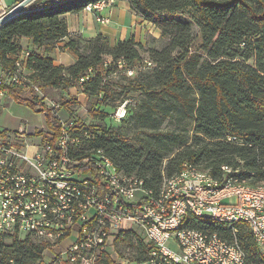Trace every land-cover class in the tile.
Segmentation results:
<instances>
[{"label": "trees", "instance_id": "obj_1", "mask_svg": "<svg viewBox=\"0 0 264 264\" xmlns=\"http://www.w3.org/2000/svg\"><path fill=\"white\" fill-rule=\"evenodd\" d=\"M128 1L133 10L154 24L165 14L192 9L201 32V50H191V21H178L161 48L145 47L134 39L113 46L103 35L89 39L71 35L65 19L67 12L108 0H34L0 26V68H14L15 57L22 51L19 39L30 37L43 51L33 52L29 60L34 70L31 78L53 87L80 84L90 97L89 109L106 120L102 112L108 97L105 78L116 72L135 71L143 61L150 60L154 66L149 79L136 87L146 97L135 101V106L129 105L119 127L107 121L94 127L91 146L104 148L115 165L128 176L143 180L155 194L165 178L180 173L185 163L217 178L223 176L222 166H229L233 174L238 173L252 186L264 183V0ZM65 39L64 48L72 50L77 59L69 66L54 65L44 53ZM143 52L150 59L144 60ZM251 58L253 63L248 62ZM87 75L89 80L80 83ZM1 92L35 112H44L46 125L58 134L50 108L38 96L27 95L16 85L0 84ZM166 119L184 124V130L161 131ZM127 121L151 129L140 139V145L129 142L130 132L121 126ZM185 226L218 233L227 240L233 238L230 225L211 217H188ZM236 226L245 264H264V253L248 227ZM10 238V243L0 241V264L43 263V244L28 235ZM117 245L122 257L134 261L146 258L147 245L137 232L127 233Z\"/></svg>", "mask_w": 264, "mask_h": 264}, {"label": "built area", "instance_id": "obj_2", "mask_svg": "<svg viewBox=\"0 0 264 264\" xmlns=\"http://www.w3.org/2000/svg\"><path fill=\"white\" fill-rule=\"evenodd\" d=\"M112 2L86 10L94 11L96 20L107 24L102 12ZM1 10L6 12L4 7ZM32 54L29 49L22 51L15 57L14 68H0V84L39 91L31 78ZM89 78L82 77L80 83ZM39 98L50 108L58 134L41 126L31 133L38 140L30 142L24 126L0 131V241L31 236L45 246V264H104L102 260L114 264L118 260H127L123 264H245L234 218L246 216L255 220L250 232L264 250V189L231 192L229 184L241 178L237 173L236 180H229V173L234 172L231 167L222 166L223 176L217 178L210 172L193 173L191 164L185 163L184 173L164 181L157 200H150L154 192L143 180L111 165L104 148L91 146L95 133L79 110L65 107L67 101ZM130 104V98L120 102L111 119H125ZM117 175H124V186H116ZM191 208L215 211V216L230 215L233 238L195 228L173 231V224L183 214H191ZM139 231L147 245L146 258L122 257L117 242L127 233Z\"/></svg>", "mask_w": 264, "mask_h": 264}, {"label": "rangeland", "instance_id": "obj_3", "mask_svg": "<svg viewBox=\"0 0 264 264\" xmlns=\"http://www.w3.org/2000/svg\"><path fill=\"white\" fill-rule=\"evenodd\" d=\"M1 1V0H0ZM2 6V5H0ZM14 6V5H13ZM13 6L6 7L5 11L10 10ZM195 13L192 11V9H187L182 13L174 14V15H163L161 16L160 20L154 24L153 22H150L146 20V23L150 26V29L152 33H160V35L156 38L155 36H152L154 40V46L156 48H161L166 44V41L168 40L169 36L176 30V23L178 21L186 20L192 22V32H193V39L191 42V50H201L202 45V37L199 26L196 24L195 21ZM174 19V20H172ZM172 21V22H171ZM150 23H153L151 25ZM159 29V30H158ZM158 30V31H157ZM162 33L164 35L162 36ZM152 35V34H151ZM143 59H150L148 56V53L143 52ZM147 61V60H146ZM146 61H141V66H138L135 71H133V74L130 75L128 72H116L105 78L104 80V89L108 97L105 99L104 105H102V112L106 114L107 118L106 120L102 117H100L99 114L95 115L96 112L91 111L89 108V103L91 102L89 95L83 91L80 84L74 83L72 85H61V86H49L41 84L39 81L34 80V84L39 88V91H32L30 94H34L36 96H45L48 98V100H54V101H67L64 103L69 109L71 110H79V114L83 116L84 122L91 128L94 129V127L99 128L103 124L111 123L114 125V127H119L120 122H115L111 119L110 114L115 109V107L126 97L132 99V105L135 106L134 102L140 101L143 98L146 97V94L137 90L136 87L143 83L144 81H147L149 79V71L151 67L154 65H149ZM249 63H253L254 59L248 60ZM79 92H84L86 95H80ZM66 93V94H65ZM29 94V95H30ZM70 100H74V103H71ZM49 103V101H47ZM83 106V108H82ZM8 107V111L0 112V125L5 126V128L10 129L9 126L10 123H12L13 119L16 118V116H19L18 113H15L13 109L10 108V106L6 105ZM20 107L19 104H16V108ZM133 108V107H132ZM19 109V108H18ZM87 109V112H82L81 110ZM101 109V108H100ZM135 109H138V106L135 107ZM31 111V110H29ZM32 112V111H31ZM35 119H32L30 122L31 124H34L33 122H44V115L42 113H38V115L35 116ZM112 120V121H111ZM25 124V122H24ZM122 128L128 132H130L129 142L133 143L135 145H140V139H143L148 133H150L151 129L147 128L145 126H142L140 123H135L134 121H127L126 123H123ZM187 128L190 130L192 127L190 124L187 125ZM161 131H183L184 130V124H180L175 120L172 119H166L162 125H160ZM168 158H165V163L167 162ZM205 217H210L209 213L205 214ZM22 237V236H20ZM13 240V238H7V243H10ZM44 256V255H43ZM42 264H45V262L48 261V258H44ZM104 264H114L112 260H102ZM128 263L127 260H118L117 263Z\"/></svg>", "mask_w": 264, "mask_h": 264}, {"label": "crops", "instance_id": "obj_4", "mask_svg": "<svg viewBox=\"0 0 264 264\" xmlns=\"http://www.w3.org/2000/svg\"><path fill=\"white\" fill-rule=\"evenodd\" d=\"M3 1L5 4H3L4 6H0V15L5 13L1 10L2 7L6 8L16 5L21 0ZM112 1V3L105 6L104 11L102 12V15L108 18L107 24H101L98 22L95 17V12L86 10V8L78 12H67L65 14V19L69 33L73 36H82L87 39L103 35L113 46L117 45L120 41L134 39L136 42L142 43L145 47H155L154 42L156 40H154L152 36H155L156 38V36L158 37L160 33H152L150 26L146 23V20L131 8L128 0ZM67 41L68 39L59 42L52 51L44 53V55L53 59L54 65L69 66L76 61L77 55L69 48H64ZM19 44L22 51L29 49L34 53H43L42 49L35 47L33 40L30 37L20 38ZM23 91L27 95L30 94L27 90L23 89ZM79 94L86 95L84 92H79ZM16 104L19 103H17L12 96L7 93H0V112L8 111V107H6V105H8L19 115L13 119L12 123H10V129L0 125V131H13L17 130L20 126H24L28 135H30L29 137L27 136L28 138L26 140L36 142L38 138L36 136H32L31 133L35 132L41 126L44 127L46 125L45 116L43 123L35 121L33 122L34 124H31L30 121L36 118L35 116L38 115V112H35L28 106L21 104H19L20 107H18V109L16 108ZM140 232L141 231H139V234Z\"/></svg>", "mask_w": 264, "mask_h": 264}, {"label": "bare ground", "instance_id": "obj_5", "mask_svg": "<svg viewBox=\"0 0 264 264\" xmlns=\"http://www.w3.org/2000/svg\"><path fill=\"white\" fill-rule=\"evenodd\" d=\"M102 2H96V3H90L86 8L93 6L95 4H99ZM105 158L107 160L111 161V165H115L113 160L105 153ZM191 168L193 169V173L197 174H209L208 171H203L197 168L196 166L191 165ZM180 173H184V168ZM229 180H236V174L229 173ZM164 181H173V176L165 178ZM116 186H124V175H117L116 178ZM264 189V183L259 184L257 186H252L248 184V182L245 179L240 178V180H236V182L229 184V191L231 192H243L247 190H258V189ZM150 200H157V194L150 193ZM206 213H209V216L216 221L224 222L227 224H231V217L230 215H219L215 216V211L210 210H200L199 208H191V214H183L180 218L179 222H175L173 224V231H181L183 229H189L185 226V221L188 217L194 216L196 218H203ZM244 225L246 224V227L250 231H254L255 228V220L253 218H247L246 216H237L234 218V225ZM260 250L264 253V250H262V246H258ZM258 248V249H259Z\"/></svg>", "mask_w": 264, "mask_h": 264}, {"label": "water", "instance_id": "obj_6", "mask_svg": "<svg viewBox=\"0 0 264 264\" xmlns=\"http://www.w3.org/2000/svg\"><path fill=\"white\" fill-rule=\"evenodd\" d=\"M34 0H21L14 5L10 10L0 15V26L10 20L15 15L19 14L25 7H27Z\"/></svg>", "mask_w": 264, "mask_h": 264}]
</instances>
